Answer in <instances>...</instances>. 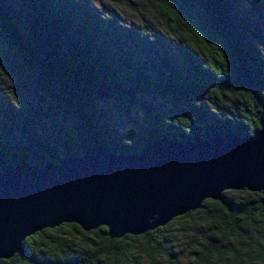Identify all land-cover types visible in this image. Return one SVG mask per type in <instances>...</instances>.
<instances>
[{"label":"trees","instance_id":"obj_1","mask_svg":"<svg viewBox=\"0 0 264 264\" xmlns=\"http://www.w3.org/2000/svg\"><path fill=\"white\" fill-rule=\"evenodd\" d=\"M147 1L174 38L143 36L85 0H25L21 20L0 0V172L96 144L137 154L157 138L262 128L264 0ZM114 114L134 120L136 139L119 138ZM262 198L225 191L165 226L116 239L105 226L63 223L27 237L0 264H184L182 242L193 264H264Z\"/></svg>","mask_w":264,"mask_h":264},{"label":"water","instance_id":"obj_2","mask_svg":"<svg viewBox=\"0 0 264 264\" xmlns=\"http://www.w3.org/2000/svg\"><path fill=\"white\" fill-rule=\"evenodd\" d=\"M101 98L111 97L98 89ZM261 193L264 120L253 134L150 142L137 154L92 145L58 163L21 162L0 172V260L27 237L63 223L107 227L111 239L141 235L197 210L225 191Z\"/></svg>","mask_w":264,"mask_h":264},{"label":"rangeland","instance_id":"obj_3","mask_svg":"<svg viewBox=\"0 0 264 264\" xmlns=\"http://www.w3.org/2000/svg\"><path fill=\"white\" fill-rule=\"evenodd\" d=\"M16 9L18 19H25L27 10L25 8V0H8ZM87 4H92L96 7L99 13L106 19L122 24L126 27H130L138 31L143 36H150L152 34L163 32L165 39L169 36L174 38L171 34H168L165 29V23L162 17L154 11L148 4L147 0H85ZM163 37V35L159 34ZM6 91V90H4ZM161 105V104H159ZM139 114V113H138ZM137 116L136 113H134ZM119 122L116 123V128L119 129L118 136L120 139L130 138L136 139L134 133V120L124 114L113 116ZM134 134V135H133ZM179 249L183 252L186 261L184 264H193L189 261V256L192 251L189 243L182 242L179 245Z\"/></svg>","mask_w":264,"mask_h":264}]
</instances>
